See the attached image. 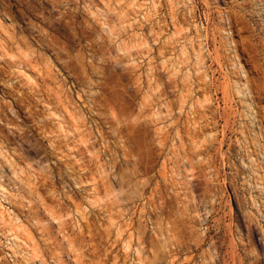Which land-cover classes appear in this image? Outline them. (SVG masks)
I'll list each match as a JSON object with an SVG mask.
<instances>
[{
	"label": "rangeland",
	"instance_id": "1",
	"mask_svg": "<svg viewBox=\"0 0 264 264\" xmlns=\"http://www.w3.org/2000/svg\"><path fill=\"white\" fill-rule=\"evenodd\" d=\"M0 264H264V0H0Z\"/></svg>",
	"mask_w": 264,
	"mask_h": 264
}]
</instances>
